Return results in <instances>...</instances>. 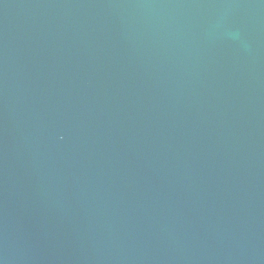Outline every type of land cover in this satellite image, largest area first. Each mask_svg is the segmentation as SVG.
<instances>
[{
    "label": "water",
    "instance_id": "1",
    "mask_svg": "<svg viewBox=\"0 0 264 264\" xmlns=\"http://www.w3.org/2000/svg\"><path fill=\"white\" fill-rule=\"evenodd\" d=\"M0 264H264V0H0Z\"/></svg>",
    "mask_w": 264,
    "mask_h": 264
}]
</instances>
